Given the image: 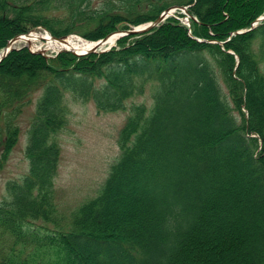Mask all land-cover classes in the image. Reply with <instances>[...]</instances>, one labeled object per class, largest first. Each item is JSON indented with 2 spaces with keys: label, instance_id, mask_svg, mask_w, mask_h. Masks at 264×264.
Segmentation results:
<instances>
[{
  "label": "trees",
  "instance_id": "obj_1",
  "mask_svg": "<svg viewBox=\"0 0 264 264\" xmlns=\"http://www.w3.org/2000/svg\"><path fill=\"white\" fill-rule=\"evenodd\" d=\"M85 1L0 0V25L6 24L0 48L39 25L56 35L78 32L95 40L123 22L154 20L170 5L168 0H104L92 8ZM230 1L196 0L193 14L229 37L264 13V0ZM64 11L68 17L61 21L41 16ZM193 35L210 37L198 25ZM127 43L123 39L121 49L79 62L66 55L48 61L25 49L0 64L2 163L19 141L16 115L34 92L43 91L29 130L30 173L23 185L9 184L11 199L0 205V264H217L245 241L253 251L243 264H264V119L257 108L260 103L264 109V25L225 45L240 57L236 71L234 55L197 42L178 21ZM250 75L262 86L259 100L253 99ZM148 83L155 84L153 107L132 106L119 137L120 157L97 195L72 213L63 231L37 228L38 222L61 227L54 220L55 179L61 156L57 136L71 113L67 94L92 100L101 111L119 112ZM233 165L256 188L252 197L260 199V221L253 223L250 237L226 232L220 240L210 218L217 213L221 218L215 222H222L238 211L228 197H217L225 181L237 180ZM134 192L138 205H146L147 218L122 232L106 213L114 195H123L120 204L126 207Z\"/></svg>",
  "mask_w": 264,
  "mask_h": 264
},
{
  "label": "rangeland",
  "instance_id": "obj_2",
  "mask_svg": "<svg viewBox=\"0 0 264 264\" xmlns=\"http://www.w3.org/2000/svg\"><path fill=\"white\" fill-rule=\"evenodd\" d=\"M168 1L170 4L175 3L174 0ZM102 2L104 3V0H87L85 1V5L89 4L92 8H100ZM230 3H232L230 0H226V5ZM234 5L237 10L241 9L236 2ZM41 16L45 20L54 22L67 18L68 13L66 11L62 13L45 12ZM182 22H180L182 25L186 24L185 20H182ZM66 24L63 26H66ZM5 26L6 24H1L0 30H3ZM55 27L58 30L65 28H61L57 24H55ZM71 37L75 39L81 38L78 35H71ZM48 55L53 56L54 53L49 52ZM248 78L253 87V99L257 98L259 100V97L261 98L260 92L262 86L255 81L253 76L250 75ZM154 87L155 84L148 83L143 88V93L145 94L131 99L128 106L131 107L133 103H145L148 106H152L153 101H151V98H153ZM32 97L31 104L24 109V112L17 121V127L21 130L19 144L4 168H0V203L5 199H10L6 184L19 181L29 171V162L24 153L27 144L26 133L34 117V112L37 110V103L42 95L40 92H34ZM68 105L72 115L68 129L58 138L61 146V160L58 176L55 181L56 204L61 216L64 217V220L61 222H65L72 211L89 200L87 197L88 199L76 207L80 203L81 198H84L93 190L91 196L97 192L100 182L106 177L108 167L119 157L120 152L116 137L124 125L128 114V111L108 114L99 113L91 102L83 103L68 100ZM257 108L261 119H264V109L260 103L257 104ZM233 167L235 168L233 173L237 180L234 183L230 182L228 184L225 181L223 183L224 192H219L217 197L220 199L221 196H224V198L228 197L235 204V207L238 208V211L234 214V218L230 220L215 222V220H220L221 218V215L217 213L210 218V223L214 225L215 232L220 240L225 239L226 232L230 235L228 237H231L232 233L246 234L250 237L255 233L253 223L260 221L257 210L260 208L261 202L258 197H252V193L256 188H252L246 179L241 178L242 172L239 168H236L234 165ZM96 187L98 188L95 189ZM132 195L131 201H127L126 207L120 204L123 195L119 193L118 195H114L110 201L111 208H108L106 213L109 218L113 219L114 224L122 232L127 231L133 221H135L137 226H141L142 222L147 218L146 205H143V207L138 205L136 202L137 192L132 193ZM136 206L139 208H136ZM40 226H43V223H39L38 227ZM49 227L51 230L54 229L52 225ZM208 240L209 242L211 241V239ZM251 251H253V245L248 241L242 242L234 252L231 251L229 255L223 258L218 257L217 264H243Z\"/></svg>",
  "mask_w": 264,
  "mask_h": 264
},
{
  "label": "bare ground",
  "instance_id": "obj_3",
  "mask_svg": "<svg viewBox=\"0 0 264 264\" xmlns=\"http://www.w3.org/2000/svg\"><path fill=\"white\" fill-rule=\"evenodd\" d=\"M186 9H183L185 11ZM186 13V12H184ZM187 14V13H186ZM188 17H190L188 15ZM142 27L137 28L136 30L130 31L129 34L134 35L140 32ZM117 37L114 32L109 33L107 36H105L102 41L100 42V45L98 47L99 49H104L108 46L115 45L117 42ZM9 47L12 46H30L31 49L35 51H41L44 53H49L53 51H58L59 49L69 50L71 53H73L77 57H83L88 55L92 48L93 44L91 43H85L82 39H75L73 37H66L62 39H53L50 37V34L43 30H36L30 34L20 36L9 43Z\"/></svg>",
  "mask_w": 264,
  "mask_h": 264
},
{
  "label": "water",
  "instance_id": "obj_4",
  "mask_svg": "<svg viewBox=\"0 0 264 264\" xmlns=\"http://www.w3.org/2000/svg\"><path fill=\"white\" fill-rule=\"evenodd\" d=\"M157 24V22L152 23L151 25L147 26L142 33H147L153 29V27ZM243 31L237 32V34H241Z\"/></svg>",
  "mask_w": 264,
  "mask_h": 264
}]
</instances>
